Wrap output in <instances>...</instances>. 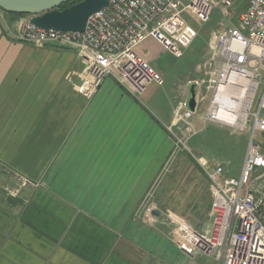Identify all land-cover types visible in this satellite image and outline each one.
Returning <instances> with one entry per match:
<instances>
[{"label": "crops", "instance_id": "1", "mask_svg": "<svg viewBox=\"0 0 264 264\" xmlns=\"http://www.w3.org/2000/svg\"><path fill=\"white\" fill-rule=\"evenodd\" d=\"M25 18L0 17V183L14 174L33 182L17 198L0 189V264H215L181 250L145 213L181 172L192 182L190 223H208L205 173L182 171L181 154L172 162L165 125L175 91L146 88L135 98L107 75L85 98L76 49L17 40ZM137 50L153 56L141 43Z\"/></svg>", "mask_w": 264, "mask_h": 264}, {"label": "built area", "instance_id": "2", "mask_svg": "<svg viewBox=\"0 0 264 264\" xmlns=\"http://www.w3.org/2000/svg\"><path fill=\"white\" fill-rule=\"evenodd\" d=\"M245 1L238 24L214 29L210 55L198 69L201 75L186 81V95L177 101L165 125L176 147L187 151L202 168L211 195L206 226L198 229L176 221L170 237L187 254L204 255L215 264H264V143L254 138L256 132H264V0ZM231 7V0H107L104 7L88 16L82 32L39 28L29 22L31 15H25L15 37L27 43L75 48L83 65L78 89L85 98L98 90L107 75L139 98L150 83H163L137 53L142 41L152 38L179 58L183 54L181 42L191 40V36L181 34L185 11L206 22L214 8L233 18ZM5 13L0 9L1 18ZM190 84L195 88L193 110L187 103ZM205 101L202 126L197 128V106ZM207 123L233 131L248 129L237 177L226 175L220 163L193 153L189 142ZM12 177L13 185H3L8 197L31 184L21 175ZM153 208L147 205L145 213L153 216Z\"/></svg>", "mask_w": 264, "mask_h": 264}, {"label": "rangeland", "instance_id": "3", "mask_svg": "<svg viewBox=\"0 0 264 264\" xmlns=\"http://www.w3.org/2000/svg\"><path fill=\"white\" fill-rule=\"evenodd\" d=\"M231 2V11L234 14L233 18L226 16L219 8H214L212 10L211 15L206 22H200L190 13V11H185L183 13L185 27L182 28L181 34L185 36H191L190 39L192 40L188 43V45H185L183 54L179 58L173 57L158 42L151 38H147L141 42V45L144 46V49L153 54V56H145L144 54L139 53L138 50L137 53L163 79L162 85H158L155 82H152L147 86L148 89L152 88L157 91L161 90L165 92L171 90L173 92L175 91L177 96L174 105H176L177 101H179L186 95V81L197 76V70L199 69L201 63L210 55V43L212 42L214 29L219 25H222L224 28H226L231 23L238 24V14L242 9H244L246 1L231 0ZM259 94L260 89L253 102L252 110H254L256 107V102ZM205 106L206 101L197 106L199 116L194 120V125L197 126V128H200L202 126V123L200 122V116L204 112ZM262 114L264 115V110ZM248 132V129L243 131H233L225 126H220L214 123H207L200 131V133L193 139H191L189 145L192 148L194 154L203 156L209 162L220 163L223 166L224 173L226 175L237 177L245 152ZM254 138L256 141L264 143V132H256ZM173 146L172 162L180 154L188 161V163H184L186 167H182V171L201 170V172H203L199 164L187 153V151L178 149L175 145ZM171 169L174 170H172V172L174 173L175 170L179 172L181 167L174 168L173 166H167L166 172L170 171ZM180 173L181 172H179L178 174H174V176H176L175 180H173L174 183L168 185L171 186L170 191H164L166 187L165 185L162 189V192L160 194L158 193L156 197L155 205L159 212V214L156 216V226L159 228L163 227L168 231L170 230L169 233H171V227H176V221H180L179 223L184 222L193 228H200L192 225L190 223L188 215L186 214L187 211H191L190 209L188 210L189 205H193L194 203V201L192 200L193 198L191 197L192 191L189 188L192 182H190V184L188 185L185 179V176H187L188 174H185L184 176V173ZM177 175L179 176V178L177 177ZM164 179V172H162L157 181V189L161 184H163L162 182L164 181ZM190 179L194 182L196 180L198 181L199 177L195 176L194 178ZM29 181L31 182L30 185H32L33 182L30 179ZM14 182V178L11 177L9 181L0 183V189L4 196H6V193L3 190V185L7 183L13 185ZM26 186L28 185L19 187L17 194L15 196L9 197H19L21 189ZM155 195L156 193L152 196L155 197ZM202 227L204 228V226Z\"/></svg>", "mask_w": 264, "mask_h": 264}, {"label": "water", "instance_id": "4", "mask_svg": "<svg viewBox=\"0 0 264 264\" xmlns=\"http://www.w3.org/2000/svg\"><path fill=\"white\" fill-rule=\"evenodd\" d=\"M70 0H0V9L6 13L31 15L29 22L43 29L82 32L88 16L106 5L107 0H80L64 8L58 6ZM188 107H195V88L188 87ZM155 216L159 212L153 208Z\"/></svg>", "mask_w": 264, "mask_h": 264}, {"label": "trees", "instance_id": "5", "mask_svg": "<svg viewBox=\"0 0 264 264\" xmlns=\"http://www.w3.org/2000/svg\"><path fill=\"white\" fill-rule=\"evenodd\" d=\"M77 1H80V0H70V1H67L63 4H61L60 6H58V9H64L74 3H76ZM8 14H12V15H25V14H14V13H8Z\"/></svg>", "mask_w": 264, "mask_h": 264}]
</instances>
